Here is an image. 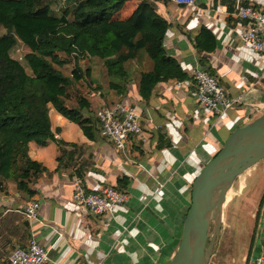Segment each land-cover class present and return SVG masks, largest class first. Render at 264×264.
I'll return each mask as SVG.
<instances>
[{
	"label": "crops",
	"instance_id": "1",
	"mask_svg": "<svg viewBox=\"0 0 264 264\" xmlns=\"http://www.w3.org/2000/svg\"><path fill=\"white\" fill-rule=\"evenodd\" d=\"M147 2L168 26L163 41L166 54L188 76L197 67H208L239 102L214 118L202 111L192 88L184 84L178 88L177 82L159 83L151 97L142 100L140 75L152 69L145 54L129 64L127 81L108 77L102 61L94 58V94L79 97L89 104L95 137L89 140L77 124L49 107L55 140L28 144L29 158L45 170L31 185L34 195L19 192L12 181L0 191V264H8L10 252L24 245L25 239L12 232L19 230L20 220L25 221L23 208L30 201L40 204L38 218L27 220V227L19 232L27 234V241L34 237L49 249V264H169L180 243L193 180L233 130L264 114V55L241 44L244 22L235 15L239 6L264 7V0H194L188 7L165 0ZM138 4L125 3L122 18ZM202 27L209 29L216 43L215 51L203 56L206 65L191 43ZM112 84L123 91L117 92ZM119 102L135 108L145 134L144 142L128 140L123 152L101 137L95 117L99 108ZM67 105L77 104L68 101ZM60 149L65 155L57 170ZM122 176L128 179L124 190L128 199L105 217L89 216L73 204L74 179L97 192L115 187ZM257 212L248 218L249 244L237 264H249L256 254L264 256V204ZM214 256L209 264H231L228 257Z\"/></svg>",
	"mask_w": 264,
	"mask_h": 264
},
{
	"label": "trees",
	"instance_id": "2",
	"mask_svg": "<svg viewBox=\"0 0 264 264\" xmlns=\"http://www.w3.org/2000/svg\"><path fill=\"white\" fill-rule=\"evenodd\" d=\"M129 1L65 0L61 6V0H0V27L10 37L0 38V191L12 181L19 192L34 195L31 185L45 170L29 158L28 144L55 140L49 107L77 124L86 138L94 139L96 126L89 116L88 102L75 95L76 107L67 105L73 99L69 92L73 83L90 76L89 70L82 73L81 62L97 58L108 77L127 81V67L145 54L152 69L141 73L138 94L146 101L159 83L188 79L178 62L166 54V23L154 13L148 0H136L139 4L134 12L122 18L120 11ZM13 37L30 50L24 56L29 73L10 56ZM191 43L202 56L200 63L206 65L203 56L216 49L213 34L202 27ZM68 64L74 66L69 77L61 71ZM209 70L207 67L211 74ZM111 87L123 91L114 84ZM56 144L62 146L60 141ZM60 154L57 170L64 150L60 149ZM127 185L128 179L122 176L115 188L124 191ZM263 204L264 196L258 212ZM24 218L19 221V230L12 232L25 239L21 247L28 242L27 234L19 232L28 225Z\"/></svg>",
	"mask_w": 264,
	"mask_h": 264
},
{
	"label": "built area",
	"instance_id": "3",
	"mask_svg": "<svg viewBox=\"0 0 264 264\" xmlns=\"http://www.w3.org/2000/svg\"><path fill=\"white\" fill-rule=\"evenodd\" d=\"M180 6H192L194 0H165ZM65 0H61L62 6ZM237 18L244 23L239 34L241 44L253 52L264 55V7L252 5L239 6L235 12ZM186 85L193 89L196 100L202 111L211 117H221L239 102L209 74L206 68L197 67L185 81L177 82V87ZM101 137L110 141L114 148L123 152L130 139L144 142L145 134L139 122L135 108L127 103L119 102L101 107L95 112ZM128 199L124 191L113 186H106L97 192L85 189L78 179L73 180L72 202L78 211L92 217H105L115 207L126 203ZM40 204L28 202L23 214L28 221L37 220ZM8 264H49V249L31 237L25 247H15L8 256ZM98 264V263H96ZM249 264H264V256L256 254Z\"/></svg>",
	"mask_w": 264,
	"mask_h": 264
},
{
	"label": "water",
	"instance_id": "4",
	"mask_svg": "<svg viewBox=\"0 0 264 264\" xmlns=\"http://www.w3.org/2000/svg\"><path fill=\"white\" fill-rule=\"evenodd\" d=\"M262 159L264 114L233 130L193 180L182 236L169 264H209L220 236L228 191L238 176Z\"/></svg>",
	"mask_w": 264,
	"mask_h": 264
},
{
	"label": "rangeland",
	"instance_id": "5",
	"mask_svg": "<svg viewBox=\"0 0 264 264\" xmlns=\"http://www.w3.org/2000/svg\"><path fill=\"white\" fill-rule=\"evenodd\" d=\"M56 5V4H55ZM53 7V6H52ZM7 33L0 27V38H6ZM10 38V37H9ZM14 38V37H13ZM13 43L10 47V56L17 60L29 73L25 63L24 56L28 49L21 43L10 40ZM82 73L89 70L90 76H83L77 83H73V88L69 92L74 98L75 95L94 94V58L80 63ZM65 76H70L74 71L73 64H68L61 69ZM77 85V88H76ZM74 105L75 100H70ZM264 196V159L250 167L242 175L238 176L231 189L226 195V201L223 208L222 228L223 233L213 245L214 259L228 257L231 264H237L241 259L243 252L249 244L248 236V218L253 211L258 210L260 200ZM261 209V208H260ZM212 232V225L209 233Z\"/></svg>",
	"mask_w": 264,
	"mask_h": 264
}]
</instances>
